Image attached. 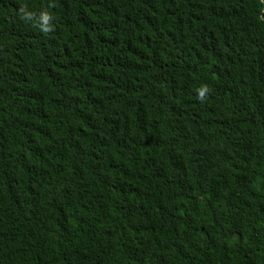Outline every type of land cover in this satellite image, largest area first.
<instances>
[{"label":"trees","instance_id":"obj_1","mask_svg":"<svg viewBox=\"0 0 264 264\" xmlns=\"http://www.w3.org/2000/svg\"><path fill=\"white\" fill-rule=\"evenodd\" d=\"M0 264H264V0H0Z\"/></svg>","mask_w":264,"mask_h":264},{"label":"clouds","instance_id":"obj_2","mask_svg":"<svg viewBox=\"0 0 264 264\" xmlns=\"http://www.w3.org/2000/svg\"><path fill=\"white\" fill-rule=\"evenodd\" d=\"M201 96H203V92H201Z\"/></svg>","mask_w":264,"mask_h":264}]
</instances>
